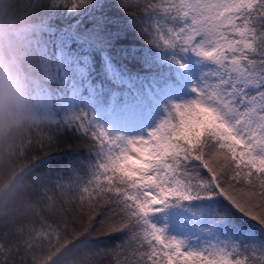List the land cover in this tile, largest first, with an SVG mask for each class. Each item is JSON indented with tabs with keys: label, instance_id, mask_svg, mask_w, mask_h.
Here are the masks:
<instances>
[{
	"label": "snow or ice",
	"instance_id": "6c2138e0",
	"mask_svg": "<svg viewBox=\"0 0 264 264\" xmlns=\"http://www.w3.org/2000/svg\"><path fill=\"white\" fill-rule=\"evenodd\" d=\"M49 15L57 134L89 153L113 264H264V0H50Z\"/></svg>",
	"mask_w": 264,
	"mask_h": 264
},
{
	"label": "trees",
	"instance_id": "16d2710c",
	"mask_svg": "<svg viewBox=\"0 0 264 264\" xmlns=\"http://www.w3.org/2000/svg\"><path fill=\"white\" fill-rule=\"evenodd\" d=\"M50 0H0V264H113L107 203L89 153L57 134ZM123 259V257H121Z\"/></svg>",
	"mask_w": 264,
	"mask_h": 264
}]
</instances>
